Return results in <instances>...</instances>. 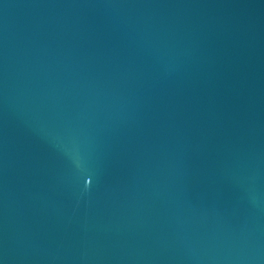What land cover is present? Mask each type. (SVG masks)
<instances>
[{"label":"water","instance_id":"water-1","mask_svg":"<svg viewBox=\"0 0 264 264\" xmlns=\"http://www.w3.org/2000/svg\"><path fill=\"white\" fill-rule=\"evenodd\" d=\"M0 264H264V0H0Z\"/></svg>","mask_w":264,"mask_h":264}]
</instances>
